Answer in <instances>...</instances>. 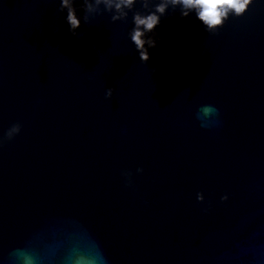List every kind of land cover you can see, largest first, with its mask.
Returning <instances> with one entry per match:
<instances>
[{
    "label": "water",
    "instance_id": "1",
    "mask_svg": "<svg viewBox=\"0 0 264 264\" xmlns=\"http://www.w3.org/2000/svg\"><path fill=\"white\" fill-rule=\"evenodd\" d=\"M65 15L0 0V264H264V2L217 34L169 12L147 62Z\"/></svg>",
    "mask_w": 264,
    "mask_h": 264
},
{
    "label": "clouds",
    "instance_id": "2",
    "mask_svg": "<svg viewBox=\"0 0 264 264\" xmlns=\"http://www.w3.org/2000/svg\"><path fill=\"white\" fill-rule=\"evenodd\" d=\"M264 2V0H261ZM254 0H59V11L66 12L65 21L73 35L81 23H91L100 17L107 16L111 22L130 24L127 36L139 52V59L147 62L150 58L149 48L157 43L155 29L161 18L169 12H179L182 17L194 15L201 22L204 30L217 34L230 17H240L245 14ZM113 95V88H107L106 97ZM218 109L213 104H202L197 110V119L201 127L209 126V117L218 118ZM22 129L21 122L12 123L0 135V147L13 140ZM143 167L136 169L142 173ZM126 186H133L132 172L121 171ZM198 201H204V193L197 192ZM221 201L228 199V193L221 196ZM208 209L205 208L204 211ZM22 264H36L34 257L24 255ZM70 264H81L80 257H73ZM90 264H104L103 257L93 259Z\"/></svg>",
    "mask_w": 264,
    "mask_h": 264
}]
</instances>
